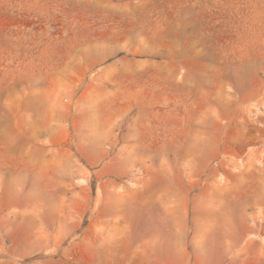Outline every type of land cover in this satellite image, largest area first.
<instances>
[{"label":"rangeland","instance_id":"1","mask_svg":"<svg viewBox=\"0 0 264 264\" xmlns=\"http://www.w3.org/2000/svg\"><path fill=\"white\" fill-rule=\"evenodd\" d=\"M0 264H264V0H0Z\"/></svg>","mask_w":264,"mask_h":264}]
</instances>
